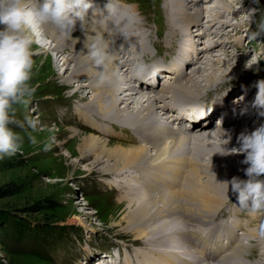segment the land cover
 <instances>
[{"label":"bare ground","instance_id":"bare-ground-1","mask_svg":"<svg viewBox=\"0 0 264 264\" xmlns=\"http://www.w3.org/2000/svg\"><path fill=\"white\" fill-rule=\"evenodd\" d=\"M213 1L223 2V0H200L197 2L196 15H193L188 11L189 3L185 4L184 0H163L166 17L163 16V12L161 14L162 20L167 21L168 34L167 37H163L162 42H155L154 46L158 50L167 48L172 52L178 48L179 52L176 61H174L178 68L172 83L166 85L161 91H148L149 93L147 88L143 89V85L138 87L130 85L131 79L135 77L133 75V78L129 79L131 64L140 50L135 37L132 38V42L137 44V47H133L131 50H127L131 45L123 37L117 40V50L123 44L125 51L117 53L110 66L109 78L101 82L97 79L91 63L83 56L78 55L82 50L87 52L84 47L86 37L83 30L79 28L78 35L73 32V37L78 38L76 41L60 35L50 25L39 26L42 31L41 41L44 36L52 41L51 45L46 43L42 47L44 49L48 47L49 50L55 49L58 53L57 61H63L64 66L68 67L71 62L73 64L70 75L63 79L64 84L73 85V82H77L79 87L77 92L88 90V95H91V100L84 105V111H80L81 119L91 131L88 137L82 138L80 141V155L83 159L94 156L93 168L101 166L100 173L115 175L114 182L118 184L119 188L125 187L122 194L129 197L138 195L132 197L137 206L132 210L130 216L127 215L128 228L121 229L122 233L134 236L135 243L142 242V245L149 247L136 252L138 264H180L178 261L181 257L174 258L176 253L173 251L180 247L177 244L181 240L197 251H200L199 246L203 245L202 249H206L210 258H214L221 250H227L224 244L217 243L216 240L214 244L220 247L214 248L211 245L205 247L214 236L218 238L221 235L218 230H225L224 227L218 229L215 228L217 226H213L212 216L222 209L229 194L232 193L226 191L224 186L218 184L217 181L231 180L233 176L246 179L243 169L248 165L242 163L245 155L242 153L221 154L223 151L222 129L214 128L212 123L201 127V124H195L188 134L180 133L177 129L170 127V124L179 121L178 116L175 115L177 111H184L183 116H185L187 112L190 113L187 110L189 106H203L212 102L204 101L201 98L206 88V91L214 90L212 91L215 92L216 100L214 101H218L216 104L229 100L233 94L222 96L225 84L231 85L237 74L231 76L225 70H221V75H218L216 73L218 65H226L227 68H230L232 64L239 63L240 60L236 58L239 51L243 60L248 58L249 53L244 49L243 44L245 39L241 35L247 23L241 24V26L235 25V29L225 28V23H230L231 17L233 20L239 18L241 11L236 13L235 8L241 0L223 4V12L215 6H211L208 13L214 11L216 13L204 23L200 12L205 10L206 5H211ZM95 3L99 8H102V0H95ZM201 3H204L205 6H201ZM219 12L221 13L219 14ZM91 15L90 12V19ZM216 25L227 33L220 32ZM0 27L3 26L0 25ZM194 27H198L195 33L192 30ZM140 28L139 39L143 42L142 47L149 48L148 42L152 40V35L148 33L149 29L144 20ZM35 36L34 34V38ZM205 37H209L210 42H214V44L201 45ZM170 39H172L171 43H169ZM195 41H198L200 47ZM230 43L235 48L234 51L229 48ZM187 48L192 49L187 51ZM65 49H69L71 55L65 54ZM191 53L195 54V58L191 57ZM144 58L146 60L154 59L152 55H147ZM247 60L243 62H249L250 58ZM231 61L234 63L231 64ZM257 71L256 67L253 72L256 74L253 75L254 77H261L264 74V72ZM120 76L123 77L125 84V91L122 93L116 90L119 88L118 78ZM228 90L226 89L225 92ZM83 98L85 99V97ZM159 113L166 117L160 134L159 129L153 130L158 122ZM230 114L232 115V112ZM233 114L236 119L238 118L236 123L223 128L231 135V140L224 146L227 149L240 146L238 136L241 132L253 130L264 123L258 110L251 106L247 108L248 115L243 124L240 118L244 111H233ZM196 115V112H192L189 116L195 117ZM232 126L234 128L230 130L229 128ZM74 131L76 135H81L78 130ZM122 133L129 136H122ZM188 146L190 147L188 148ZM206 151L209 156H207L208 159L204 158L203 160L202 157ZM72 155L74 154L72 153ZM92 169L90 171H93ZM187 171L188 174H186ZM124 174L127 176L124 177ZM234 198L236 199V196ZM223 211H228V209L224 208ZM237 213H240V209L237 210ZM187 214H190L188 219L191 218V221L198 222L200 229L208 225V233L202 235L198 233L197 229L187 230L185 228V215ZM231 236L233 239L235 238L234 233ZM161 244L162 248L159 247ZM241 244L236 246L241 248ZM165 250L168 254L164 253ZM150 256H154V259H151ZM183 259L184 264L201 263L198 259L196 261ZM133 262L126 258L125 264H133ZM114 263L116 264V262Z\"/></svg>","mask_w":264,"mask_h":264},{"label":"rangeland","instance_id":"rangeland-1","mask_svg":"<svg viewBox=\"0 0 264 264\" xmlns=\"http://www.w3.org/2000/svg\"><path fill=\"white\" fill-rule=\"evenodd\" d=\"M190 1L184 0L185 4ZM233 1L235 0L213 1L211 5L206 6L201 3V6H205V10L200 12L203 22L206 23V20L216 13L215 11L208 13L211 6H215L223 12V4H230ZM241 1L236 5V13L242 11ZM244 1V6L248 7L250 0ZM132 2L136 4L143 16L144 23H147L149 29L147 32L152 35L148 46L152 50L151 55L157 57L149 61L158 65L167 64L171 60L170 56L179 50L177 48L173 52H169L170 50L168 51L167 48L158 50L154 46L155 42H162L163 37H167L168 34L167 21L162 20L161 14L163 12V16L166 17L163 0H132ZM261 5H264V0H261ZM191 13L196 15L194 10ZM238 17L234 20L231 17L230 23H225V28L235 29V25L241 26V24L247 23L241 35L245 39L243 44L244 49L249 53L248 58L243 60L239 51L236 58L240 62L235 63L236 66L232 64L233 61H231L230 68L219 64L216 73L221 75V70H225L231 76L237 74L235 81L231 83L232 86L241 79L250 78L247 85L251 87L250 84L264 79V74L261 77L251 78L259 61H263L262 66H264V40L250 39L249 33L255 25L249 22L245 16ZM216 26L220 32H224L218 25ZM79 28L77 26V30L74 32L76 35L80 33ZM197 29L198 27H194L192 30L195 33ZM35 30V45L33 47L37 50L35 56L37 70L34 73L32 84L36 91L27 103L16 105L15 116L18 121L24 122L25 126V117L38 116L45 128L35 133L39 143L33 145L26 139L21 150L0 158V187L13 186L19 190L13 196L0 200V212L7 213L13 224H20L26 231L22 240L9 239L6 241L5 245L0 247L1 256L7 257L13 264H104L105 260H111V258L108 259L107 253L118 251L120 258L116 262L119 264H125L126 258L133 260V264H138L136 252L149 247L142 245V242L135 243L134 236L121 232L122 228H128L127 215L130 216L132 210L137 206L132 197L138 195L129 197L122 194L125 187L119 188L118 184L114 182L115 175L100 173L101 166L93 168L94 156L83 159L80 155L81 139L91 134L89 126L81 119L80 111H84V105L91 100V95H88V90L77 92L79 88L77 82H73V85L64 84L63 79L70 75L73 68L72 62L66 67L63 61H57L58 53L55 49L49 50L48 47L46 49L42 47L46 43L51 45V39L44 36L41 41L40 27L37 26ZM171 41L172 39L169 43ZM202 42L201 45L204 46L214 44V42H210L209 37H205ZM195 43L198 45V41ZM231 45L230 43L229 48L234 51L235 48ZM158 51L159 54H157ZM64 52L71 55L69 49H65ZM249 58V62H243L248 61ZM207 72L210 73V71ZM165 86L166 84H162L158 90L161 91ZM227 88L231 89V85L227 86L226 83L224 90ZM206 89L201 98L207 102L216 100L215 92H212L214 90L206 91ZM116 90L120 93L124 92L125 85L124 88H116ZM158 115L163 116L161 113ZM261 117L264 119V116ZM244 122L242 120V124ZM16 130L26 136L23 128H16ZM74 130H78L81 135H76ZM126 133H122V136H129ZM133 134L136 135L134 132ZM51 136H55L56 141L49 149L45 150L43 145L50 142ZM214 141L219 142L216 139ZM207 156L209 153L206 151L202 159L204 160ZM91 169L93 171H90ZM182 174L185 179L183 172ZM205 179L208 180L207 177ZM234 197L235 195L232 193L229 194L226 204L216 212L217 214L215 213L216 215L214 214L215 216H212L214 227L226 223L225 230H222L221 235L214 239L217 243L230 245V249L223 254V257L214 261L208 259L209 262H207L203 259V254L200 251L191 248L188 243L181 240L177 244L180 247L174 248L173 251L176 253L174 258L181 257L178 263L184 264L182 259L185 258L191 261L198 259L200 264H245V261H250L264 252V241L259 239L256 233L259 223L264 220V212L250 213L247 209L240 207ZM224 208L228 211H223ZM239 209L240 213H237ZM185 216L187 230L197 229L198 233L202 235L208 233V225V227L200 229L198 222L191 221V218L188 219L190 214ZM11 229L14 228L11 227ZM251 232L252 234H249ZM233 233L235 234L234 239L231 236ZM239 243H242L243 248L236 246ZM159 247L162 248V244ZM164 253L168 254L166 250ZM150 258L154 259V256H150Z\"/></svg>","mask_w":264,"mask_h":264},{"label":"clouds","instance_id":"clouds-1","mask_svg":"<svg viewBox=\"0 0 264 264\" xmlns=\"http://www.w3.org/2000/svg\"><path fill=\"white\" fill-rule=\"evenodd\" d=\"M241 9L240 15L255 25L249 38L264 40V5L261 0H250L248 7L242 0ZM142 22L143 16L132 0H106L104 9L99 8L95 0H0V25L3 26L0 27V158L21 150L26 139L33 145L39 143L35 133L45 128L38 116L25 117L26 126L15 116L16 105L27 103L36 91L32 79L37 70V50L33 47L37 26L50 25L60 35L78 41L73 32L79 25L86 37L84 47L87 52L82 50L78 55L91 63L97 79L103 82L110 76V66L117 53L125 51L123 44L119 50L116 47L121 37L131 45L127 50L137 47L132 42L133 37L140 47L131 64L132 75L143 77L156 71L154 62L144 58L151 55L152 50L142 47L143 42L139 39ZM254 86L257 92L252 106L264 116V79L256 81ZM16 128H23L26 136ZM221 129V154L242 153L245 155L242 163L248 166L243 169L246 179L233 176L231 180L216 179L217 183L236 196L240 207L250 213L264 212V123L241 132L238 136L240 146L231 149L224 147L231 135ZM49 141L43 145L45 150L52 146L56 137L51 136ZM256 232L264 241V220ZM245 264H264V252Z\"/></svg>","mask_w":264,"mask_h":264},{"label":"trees","instance_id":"trees-1","mask_svg":"<svg viewBox=\"0 0 264 264\" xmlns=\"http://www.w3.org/2000/svg\"><path fill=\"white\" fill-rule=\"evenodd\" d=\"M19 192L18 188L13 186L0 187V200L13 196ZM11 227L14 229L12 230ZM26 231L20 224L12 223L7 213L0 212V247L5 245V242L9 239L22 240ZM0 264H13L5 256H1L0 252Z\"/></svg>","mask_w":264,"mask_h":264}]
</instances>
